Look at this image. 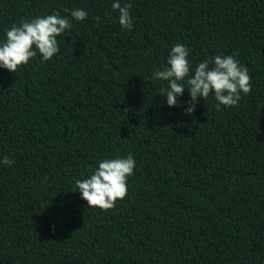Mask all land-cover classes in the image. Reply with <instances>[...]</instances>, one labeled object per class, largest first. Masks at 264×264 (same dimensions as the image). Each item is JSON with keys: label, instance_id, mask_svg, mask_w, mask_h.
Instances as JSON below:
<instances>
[{"label": "trees", "instance_id": "obj_1", "mask_svg": "<svg viewBox=\"0 0 264 264\" xmlns=\"http://www.w3.org/2000/svg\"><path fill=\"white\" fill-rule=\"evenodd\" d=\"M112 2L0 0V43L23 19L72 22L51 60L0 68V158L14 161L0 163V264H264V0H124L131 31ZM174 44L193 69L235 54L250 94L219 111L198 97L187 115L185 88L169 107L153 72ZM129 153L113 209L73 191Z\"/></svg>", "mask_w": 264, "mask_h": 264}, {"label": "clouds", "instance_id": "obj_2", "mask_svg": "<svg viewBox=\"0 0 264 264\" xmlns=\"http://www.w3.org/2000/svg\"><path fill=\"white\" fill-rule=\"evenodd\" d=\"M131 6L124 0H113L111 4L112 10L119 14L120 26L129 31L134 26ZM63 11H70L71 18L78 22L88 17V12L83 8ZM93 20L99 23L100 18L93 16ZM71 28L69 17L55 10L49 15L23 19L18 25L13 24L6 30L4 42L0 43V68L16 73L18 67L27 65L37 54L41 62L51 60L60 51L57 37ZM153 77L167 82V87H161L159 94L166 97L169 107L179 106L178 97L183 95L185 88L188 89L190 100L184 109L187 115L195 111L198 97L205 100L210 94L213 95L219 111L221 106H237L242 94L248 95L252 90L249 69L240 63L235 54H217L211 60L199 62L193 69L188 59V49L183 44L171 47L166 66L154 70ZM0 163L11 166L14 161L4 156L0 158ZM135 167L136 161L131 153L126 157L101 160L87 178L75 181L73 191L80 193L87 206L108 211L116 206L118 200L126 197L128 177L135 174Z\"/></svg>", "mask_w": 264, "mask_h": 264}]
</instances>
